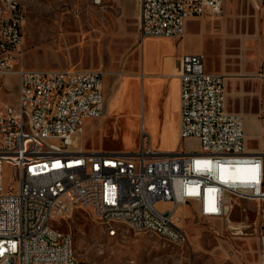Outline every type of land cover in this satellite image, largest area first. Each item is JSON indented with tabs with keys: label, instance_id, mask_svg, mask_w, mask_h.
Wrapping results in <instances>:
<instances>
[{
	"label": "built area",
	"instance_id": "built-area-1",
	"mask_svg": "<svg viewBox=\"0 0 264 264\" xmlns=\"http://www.w3.org/2000/svg\"><path fill=\"white\" fill-rule=\"evenodd\" d=\"M224 1L139 0L140 32L181 38L188 19L216 17ZM26 24L25 4L0 0V92L8 75L18 77L16 101L0 109V264H81L72 233L57 226L78 206L92 208L110 234L133 220L140 233L156 227L186 242L181 204L197 199L200 214L213 217L225 213L228 193L264 200V150L246 151L244 117L227 110L225 77L206 68L203 53L184 54L179 67L180 137L198 139L199 151L163 153L145 142L144 123L139 149L92 151L84 135L88 120L105 115L104 73L18 68ZM236 165L252 175H222ZM259 255L264 264V233Z\"/></svg>",
	"mask_w": 264,
	"mask_h": 264
},
{
	"label": "rangeland",
	"instance_id": "rangeland-1",
	"mask_svg": "<svg viewBox=\"0 0 264 264\" xmlns=\"http://www.w3.org/2000/svg\"><path fill=\"white\" fill-rule=\"evenodd\" d=\"M228 1L230 10L226 5ZM248 1L226 0L223 11L216 17L205 16L187 22V39L206 45L204 55L208 66L225 72L235 64L239 75L245 73L239 40L253 28L252 16L245 13ZM26 10V35L18 68H76L104 73L105 115L98 120L96 131L88 135L87 147L137 150L143 137L144 121L148 132L145 142L151 139L163 153L184 148L200 150L199 141L187 139L172 150L171 145L177 140L175 133L170 125L165 127L161 120L150 118L148 106L138 124L126 117L128 109L120 107L126 78L139 76L142 79L145 72V37L140 32L139 0H26ZM231 37L239 39L238 42L231 45V41H227ZM230 81L235 91L228 94L229 104L244 111L259 109V105H247V93L242 92L243 85L249 86L247 81L250 80L229 79L228 89ZM17 82V75L7 76L8 86L0 92V109L4 103L16 101ZM237 88L241 89L239 94ZM262 123V120L245 121L248 145L253 150H264L260 138L248 137L253 131L259 134ZM12 174V168L6 166L5 185ZM226 204L225 213L213 217L200 214L197 199L181 204L179 213L188 234L186 242L140 233L127 223H119V232L112 235L90 207H76L70 216L60 218L57 226L72 233L81 264H260L264 200L228 193ZM159 206L168 207L171 203Z\"/></svg>",
	"mask_w": 264,
	"mask_h": 264
},
{
	"label": "crops",
	"instance_id": "crops-1",
	"mask_svg": "<svg viewBox=\"0 0 264 264\" xmlns=\"http://www.w3.org/2000/svg\"><path fill=\"white\" fill-rule=\"evenodd\" d=\"M226 1V0H225ZM224 1V2H225ZM260 2V5H258ZM26 6V0H24ZM140 4V3H139ZM248 9L245 11L248 15L252 16L253 28L244 35L241 40L231 37L227 41H231V45L239 41L242 42V48L244 53V66L245 73L239 75V70L236 69V65L229 69H222L217 67H210L207 65L205 58L206 68L211 72L221 73L225 77V94H226V108L230 112L240 113L244 117V121L262 120L264 122V3L261 0H249ZM230 10V2L226 3ZM27 11V10H26ZM223 11V9H222ZM214 18L210 15H205ZM201 16V17H205ZM200 18V17H195ZM190 18L189 20H196ZM28 20V17H27ZM187 21V22H188ZM27 27V24H26ZM187 30V24H186ZM187 32V31H186ZM26 35V29H25ZM167 38V39H166ZM188 44L191 46L188 47ZM144 73L143 78L139 76H133L126 78L123 88V98L121 103V109H128L126 114L127 118L139 123L142 113L145 117V110L148 106V115L150 118H157L161 120L162 125H170L172 131L176 135V141L171 145L172 150H175L183 140L180 137V111H181V98H180V77L179 67L181 64V57L188 53H203L206 50V45L199 41V43L189 42L187 34L185 33L181 38L173 37H161V36H148L144 38ZM238 74V75H236ZM236 76V77H235ZM236 78V81L240 78H246L248 85H243L242 92L247 93V105H259V109H250L244 111L242 109H236L233 104L228 103V94L233 93L235 89L232 86L227 88L229 79ZM245 83V81H244ZM251 83V85H250ZM140 87V90H139ZM237 93L241 92L240 88L236 89ZM140 92V94H139ZM106 81H105V98L107 100ZM259 103V104H258ZM106 110V102H105ZM125 117V118H126ZM98 120L90 119L86 122L85 129V147L87 150L101 151V150H114L106 148H89L87 147L88 135L96 131L99 125ZM144 123V121H143ZM137 124H134L136 127ZM145 124V123H144ZM145 127V125H144ZM146 131V130H145ZM142 133V130H141ZM249 139L260 138L259 142L264 144V124L261 125L259 134L255 131L249 134ZM187 140H196V138H186ZM151 140V139H150ZM143 141V140H142ZM142 141H139V148L142 145ZM153 146L154 142L151 140ZM157 147V146H155ZM138 148V149H139ZM246 151L249 153H257L260 151L253 150L249 147L246 137ZM178 152H195L189 151L186 148ZM252 166L237 165L233 168H224L222 171L223 176H229L236 180L248 179L253 172L250 171ZM210 195V194H209ZM213 194L210 197V201L213 199ZM180 206L177 209L179 213ZM184 221V218H183Z\"/></svg>",
	"mask_w": 264,
	"mask_h": 264
},
{
	"label": "bare ground",
	"instance_id": "bare-ground-1",
	"mask_svg": "<svg viewBox=\"0 0 264 264\" xmlns=\"http://www.w3.org/2000/svg\"><path fill=\"white\" fill-rule=\"evenodd\" d=\"M14 1H16V2H19V3H21V4H24V0H14ZM237 166V165H236ZM235 167V166H234ZM233 168V167H232ZM212 194H210V196H211ZM209 199H210V197H209ZM210 201V200H209ZM119 223H127V224H129L135 231H137V232H139V229H138V227H136V225H135V221H133V220H119L118 221V224ZM119 226V225H118ZM118 226H115V227H113L112 228V235H114V234H116V233H118L119 231H118ZM118 231V232H117ZM148 233H154V234H157V235H159V236H161V237H163V238H165V239H167V240H170V241H177V242H183V240H177L176 239V236H167V232L166 231H158V229L156 228V227H149L148 228Z\"/></svg>",
	"mask_w": 264,
	"mask_h": 264
}]
</instances>
